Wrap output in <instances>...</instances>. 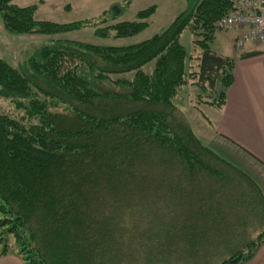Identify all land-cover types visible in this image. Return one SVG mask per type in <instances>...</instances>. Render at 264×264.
I'll return each instance as SVG.
<instances>
[{"label":"trees","instance_id":"1","mask_svg":"<svg viewBox=\"0 0 264 264\" xmlns=\"http://www.w3.org/2000/svg\"><path fill=\"white\" fill-rule=\"evenodd\" d=\"M234 2L186 0L168 26L136 43L55 39L17 67L0 57V96L16 111L0 112V255L25 264L254 257L264 243V190L205 145L175 102L191 77L198 103L225 104L234 57L209 43ZM36 7L0 0L4 28L49 35L90 23L36 19ZM154 11L97 26L103 16L94 33L133 36ZM186 28L201 47L189 71L179 42Z\"/></svg>","mask_w":264,"mask_h":264},{"label":"rangeland","instance_id":"2","mask_svg":"<svg viewBox=\"0 0 264 264\" xmlns=\"http://www.w3.org/2000/svg\"><path fill=\"white\" fill-rule=\"evenodd\" d=\"M13 2L19 6L36 4L35 17L40 20L60 23L82 19L90 21L78 29L48 35L37 32L10 33L4 28L0 19V57L16 67L36 49L55 39L78 40L105 45H127L142 41L168 26L175 16L186 8V0H13ZM150 5H155V11L149 19V26L141 32L122 38L101 37L94 33L96 25L105 26L116 21L136 20V13ZM114 13L115 19L112 17ZM103 16L108 21L95 25L94 22H100ZM236 33L232 29H217L213 40L209 43L210 48L224 55L238 56L240 50L233 45ZM194 39L193 34L187 28L179 37V42L187 53L186 69L188 71L195 68L196 57L201 52V47L193 42ZM189 78L190 80L179 90L175 99L181 113L187 118L192 129L205 145L254 177L255 182L264 190V165L249 154L263 157L264 142L259 143L255 137L244 138L243 140L247 141L246 144L236 141V143H240V146H237L221 137L220 134L218 135L216 130L209 126L208 120H216L219 108L198 103L196 94L200 93V90L193 83V79ZM0 112L16 111L9 99L0 96ZM236 136L240 137L238 132ZM2 230L0 229L1 234Z\"/></svg>","mask_w":264,"mask_h":264},{"label":"crops","instance_id":"3","mask_svg":"<svg viewBox=\"0 0 264 264\" xmlns=\"http://www.w3.org/2000/svg\"><path fill=\"white\" fill-rule=\"evenodd\" d=\"M232 30L237 32L233 39L234 45V40L240 31ZM252 50L261 51V53L239 58L240 53ZM240 53L234 57V82L227 90L225 104L219 108L216 120H208L209 126L216 130L218 135L237 146H240V143L246 144L247 141H244V138L255 137L259 143L264 142V47L247 45L240 50ZM209 107L213 106L209 105ZM237 132L240 137L236 136ZM249 154L264 165V156ZM0 264L25 263L19 255L9 252L0 255ZM241 264H264V243L256 250L251 260Z\"/></svg>","mask_w":264,"mask_h":264},{"label":"built area","instance_id":"4","mask_svg":"<svg viewBox=\"0 0 264 264\" xmlns=\"http://www.w3.org/2000/svg\"><path fill=\"white\" fill-rule=\"evenodd\" d=\"M219 29H238L234 46L243 50L247 45L264 47V0H235L232 9L216 23Z\"/></svg>","mask_w":264,"mask_h":264}]
</instances>
